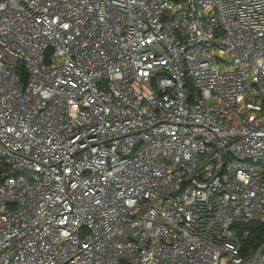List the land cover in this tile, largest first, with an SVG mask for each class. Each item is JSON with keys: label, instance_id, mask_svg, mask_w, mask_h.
I'll return each mask as SVG.
<instances>
[{"label": "built area", "instance_id": "2783aa9c", "mask_svg": "<svg viewBox=\"0 0 264 264\" xmlns=\"http://www.w3.org/2000/svg\"><path fill=\"white\" fill-rule=\"evenodd\" d=\"M250 222L264 0H0V264H264Z\"/></svg>", "mask_w": 264, "mask_h": 264}, {"label": "trees", "instance_id": "16d2710c", "mask_svg": "<svg viewBox=\"0 0 264 264\" xmlns=\"http://www.w3.org/2000/svg\"><path fill=\"white\" fill-rule=\"evenodd\" d=\"M20 73L23 80H26L27 71L23 67H21ZM242 226L250 230V237L248 238L243 248H245V251L246 249L255 251L257 248H259L260 245L264 243V224H260L258 222H250Z\"/></svg>", "mask_w": 264, "mask_h": 264}]
</instances>
